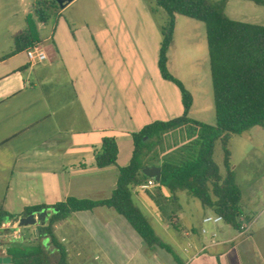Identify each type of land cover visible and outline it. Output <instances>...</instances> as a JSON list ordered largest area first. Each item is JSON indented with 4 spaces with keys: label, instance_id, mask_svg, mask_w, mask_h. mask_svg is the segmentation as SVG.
Here are the masks:
<instances>
[{
    "label": "crops",
    "instance_id": "crops-1",
    "mask_svg": "<svg viewBox=\"0 0 264 264\" xmlns=\"http://www.w3.org/2000/svg\"><path fill=\"white\" fill-rule=\"evenodd\" d=\"M11 1L0 0V209L11 216L2 221L0 231L9 230L2 225L20 219L26 208L47 206L40 211L47 213L46 226L55 214L52 207L70 197L108 199L119 169L131 160L132 135L153 122L180 117L184 111L179 89L164 80L158 69L161 24L157 18L162 10L153 14L145 0H91L100 17L96 21L83 19L84 12L75 6L80 0H73L53 12L54 18L37 23L36 45L46 59L32 64L27 49L17 50L15 36L27 29L26 18L32 16L34 1L19 0L21 11ZM258 2L264 0H228L225 14L238 22L264 26V11H259L264 10V3ZM178 18L176 15L174 31ZM171 49L172 43L167 64ZM262 131L255 126L240 135L251 147L247 155L251 176L241 179L245 191L236 182L242 193V210L253 214L262 208L259 218L252 219L243 210L241 226L250 230L240 236V228L234 230L224 222L204 224L203 219L214 214L207 209L199 229H182L184 257H178L176 264H235L231 245L264 225V218L259 224L264 217ZM105 138L116 142V164L98 168L95 156ZM40 227H23L18 233L26 230L36 238ZM64 228L76 231L70 241L58 237ZM53 234L54 243L48 236L42 240L47 255L59 253L61 248L67 264H71L69 254L72 258V254L93 249L100 254L93 264L147 262L142 255L143 240L111 208L75 212L57 222ZM211 234L222 241L210 246ZM3 239L4 245L11 241L6 236ZM4 245L0 246L2 256L7 252Z\"/></svg>",
    "mask_w": 264,
    "mask_h": 264
},
{
    "label": "trees",
    "instance_id": "trees-1",
    "mask_svg": "<svg viewBox=\"0 0 264 264\" xmlns=\"http://www.w3.org/2000/svg\"><path fill=\"white\" fill-rule=\"evenodd\" d=\"M145 1L153 14L160 9L167 16V24L161 27L158 69L164 80L179 89L184 109L182 116L167 122H153L134 133L131 160L126 167L119 169L111 196L100 201L70 197L55 204L52 207L55 214L46 226L38 228L37 237L32 242L26 241L27 247L21 241H15L13 244L18 249L7 250L6 256L11 258V264H51L42 240L48 236L53 243L56 241L53 226L75 212L91 211L96 207L111 208L124 217L148 248L159 247L172 254V249L159 240L146 215L134 203V189L145 186L151 180L142 173L143 168L148 166L161 169L160 181H154L157 192L146 190L144 193L159 207L163 218L169 220L170 215L165 213L162 200L177 202V193L185 192L204 208L221 216L226 225L239 230L243 217L242 193L236 184L227 147L231 136H240L255 126L264 130V26L227 17L225 7L228 0ZM66 5L60 7L55 0H36L32 16L26 18L27 29L15 36L17 50L36 46L37 23H46L50 12L61 10ZM176 15L201 22L205 27L215 125L189 118L192 96L168 70L167 53L173 39ZM179 130H183L191 140L189 138L182 150L167 156L169 145L165 137ZM216 146L223 150L221 166L214 160ZM116 159L115 140L105 138L95 156L96 166L115 165ZM163 190H167L170 196H165ZM44 209L48 207L26 208L23 215ZM10 218L0 209V225ZM243 220L246 221V217ZM58 249L57 264H67V254Z\"/></svg>",
    "mask_w": 264,
    "mask_h": 264
},
{
    "label": "rangeland",
    "instance_id": "rangeland-1",
    "mask_svg": "<svg viewBox=\"0 0 264 264\" xmlns=\"http://www.w3.org/2000/svg\"><path fill=\"white\" fill-rule=\"evenodd\" d=\"M34 2L36 3V0H34ZM10 4L15 10L19 9L21 11L19 0H12ZM75 6H80L81 10L84 12L83 19L99 20L98 18L100 17L91 0H80ZM259 11L264 10L259 9ZM161 14L162 15H159L157 20L162 27L167 24V16L164 12ZM48 17L54 18V13L50 12ZM18 22H21V18L18 19ZM198 30L199 33H197ZM160 41H162L161 36ZM167 67L170 74L178 79L191 93L192 97H194L193 99L195 100V103L190 111L189 118L207 125H215L213 89L210 77L206 32L203 23L184 16H179L177 29L174 31L172 39L170 64H167ZM165 138L167 145H169V152L166 154L167 156H171L182 150V148L188 144L190 137H187L183 130H179L178 132L175 131L172 132V134H168ZM227 148L230 152V165L232 166V169H234L235 180H237L236 182L240 186V189L245 191L246 184H244L245 182H242L241 179L243 177L247 178L249 175L251 176V173H249L250 166L248 167L247 165V155L251 147L246 142L245 137L234 135L230 137ZM222 159V147L216 146L214 160L221 166ZM235 165L236 168H233ZM145 186L148 187L134 189V203L146 215L159 240L168 245L173 253H168L159 247L150 249L144 245L142 255H144L145 260L147 261H145L146 264H176V258L184 257V250H182L181 247H184L183 245L185 242L183 234L185 235V231L182 229H188L189 227L199 229L202 217L208 210L205 209L198 200L188 196L185 192H179L177 193L178 195H176L177 202L162 200L165 213L170 215L169 220H167L163 218V214L155 202L144 193L146 190L154 193L157 192L154 180L151 179L147 181ZM163 194L167 197L170 196L167 190H163ZM102 196L105 197L106 195L102 194ZM243 210L247 216L252 217V219H258L262 208H257L255 210L256 212L253 214L246 208H243ZM210 215L215 214L211 213ZM263 218L264 217L259 220V224H261ZM12 227L13 226H10V229L7 231H0V246L4 245V241H6V239H3L4 236L11 239V241L3 246L6 251L13 248L18 249L17 245V247L14 246V240L18 238H20V240L22 239L21 242L24 246H26V241L34 239L30 232L22 230L21 233L17 232L16 234L13 231L15 229H11ZM207 227H209V225H207ZM263 228L264 225L261 226L259 231L254 228L250 235L241 239H236L235 243L231 245L233 246V252L235 255V264H264ZM16 229L19 231L20 228L18 225L16 226ZM232 229V234H234L233 237H235V229ZM75 232L76 231L64 228L57 234L58 237L63 236L70 241L71 236H73V233ZM220 239L222 238L220 237L219 240ZM70 255L71 254H69V261L71 264H93L95 262L94 258H96V256L100 257V254L96 253L95 249H93V252L90 251V253H78V256L77 254H72V258H70ZM48 258L51 264H57L59 253L53 252L49 254ZM211 264L216 263L211 262Z\"/></svg>",
    "mask_w": 264,
    "mask_h": 264
},
{
    "label": "water",
    "instance_id": "water-1",
    "mask_svg": "<svg viewBox=\"0 0 264 264\" xmlns=\"http://www.w3.org/2000/svg\"><path fill=\"white\" fill-rule=\"evenodd\" d=\"M73 0H55V2L60 6L63 7L64 4H69ZM142 173L149 179H153L155 182H159L161 178V169L157 166H148L143 168ZM47 213L37 212L30 215H23L20 219H18V227L25 228V227H32L35 225L44 226L46 222ZM37 234V231H36ZM45 240V239H44ZM0 264H11V258L7 256H2L0 254Z\"/></svg>",
    "mask_w": 264,
    "mask_h": 264
},
{
    "label": "built area",
    "instance_id": "built-area-1",
    "mask_svg": "<svg viewBox=\"0 0 264 264\" xmlns=\"http://www.w3.org/2000/svg\"><path fill=\"white\" fill-rule=\"evenodd\" d=\"M26 56H27L29 62H31L32 64L43 63L46 59V55H45L44 51L38 45L27 49L26 50ZM147 187L148 186H142V188H147ZM222 222H223V219L219 215H211V216H207L203 219L204 224H220ZM17 224H18V220H15L11 224H7V225L3 224L1 228H9L10 229V226H13L11 229H15L13 231L17 234V232H18V229H16ZM249 230H250V228L247 225L240 226L239 235L240 236L245 235L249 232ZM206 233H207V231L205 229H203L202 234H206ZM209 243H210V246H216L219 244V241L217 239L216 234H211V240ZM205 249L206 248H204L203 251Z\"/></svg>",
    "mask_w": 264,
    "mask_h": 264
}]
</instances>
